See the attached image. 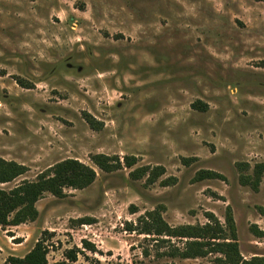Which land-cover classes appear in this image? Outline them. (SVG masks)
Wrapping results in <instances>:
<instances>
[{
    "label": "rangeland",
    "instance_id": "374dc122",
    "mask_svg": "<svg viewBox=\"0 0 264 264\" xmlns=\"http://www.w3.org/2000/svg\"><path fill=\"white\" fill-rule=\"evenodd\" d=\"M263 62L264 0H0V157L27 168L0 188L68 159L96 171L0 226V264L42 239L47 264H227L183 258L195 239L157 235L155 211L171 227L213 214L228 236L230 212L241 256L264 257Z\"/></svg>",
    "mask_w": 264,
    "mask_h": 264
},
{
    "label": "trees",
    "instance_id": "16d2710c",
    "mask_svg": "<svg viewBox=\"0 0 264 264\" xmlns=\"http://www.w3.org/2000/svg\"><path fill=\"white\" fill-rule=\"evenodd\" d=\"M88 121L92 123L90 118H88ZM124 159L128 167H131L135 163L134 158L126 157ZM92 160L104 171H114L122 166L118 157L105 154L94 155L92 156ZM262 167L264 168V164ZM156 171H162V168L153 170L154 173ZM26 172L27 168L24 165L0 157V183L12 182ZM155 177L152 181L155 180ZM200 177L202 179L222 178L220 174L211 171L201 172ZM95 179L96 171L92 167L78 160L68 159L56 164L50 170V173L40 174L35 181H23L10 190L0 188V226H19L23 223L33 222L38 217L36 203L46 193L63 197L65 195V188L83 189L91 185ZM242 183L245 185L249 184L257 190L260 179L258 177L250 182L247 178H242ZM151 214L155 217V233L157 235L195 239L186 243L185 250L180 252L183 258L204 257L209 253L218 252L224 255L223 259H218V261L223 263L264 264V257H253L247 260L241 256L235 233V223L230 212L226 218L227 226L230 229L229 236L213 214L208 215L209 223L203 226L187 225L179 227L169 226L164 222L160 213L156 211ZM252 230L256 236L264 238V231H260L256 226ZM151 231L149 229L147 233ZM47 254L48 250L42 239L38 240L33 249L23 258L12 256L8 258V262L11 264H47ZM76 261V252L70 250L66 254V260L57 262L56 264H74Z\"/></svg>",
    "mask_w": 264,
    "mask_h": 264
}]
</instances>
